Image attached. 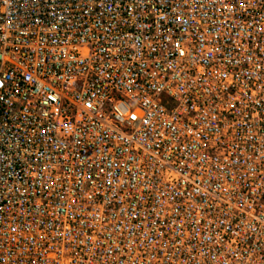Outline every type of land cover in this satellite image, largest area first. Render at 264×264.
I'll use <instances>...</instances> for the list:
<instances>
[{
    "label": "built area",
    "instance_id": "built-area-1",
    "mask_svg": "<svg viewBox=\"0 0 264 264\" xmlns=\"http://www.w3.org/2000/svg\"><path fill=\"white\" fill-rule=\"evenodd\" d=\"M0 264H264V0H0Z\"/></svg>",
    "mask_w": 264,
    "mask_h": 264
}]
</instances>
